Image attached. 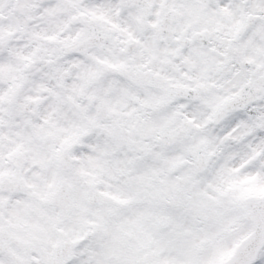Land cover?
Here are the masks:
<instances>
[{"label": "snow or ice", "instance_id": "6c2138e0", "mask_svg": "<svg viewBox=\"0 0 264 264\" xmlns=\"http://www.w3.org/2000/svg\"><path fill=\"white\" fill-rule=\"evenodd\" d=\"M0 264H264V0H0Z\"/></svg>", "mask_w": 264, "mask_h": 264}]
</instances>
